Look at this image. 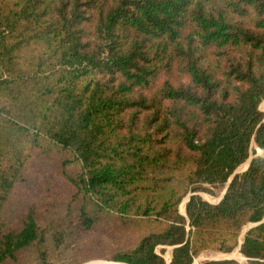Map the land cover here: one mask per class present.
<instances>
[{
	"label": "trees",
	"instance_id": "trees-1",
	"mask_svg": "<svg viewBox=\"0 0 264 264\" xmlns=\"http://www.w3.org/2000/svg\"><path fill=\"white\" fill-rule=\"evenodd\" d=\"M263 99L264 0H0V264L264 262Z\"/></svg>",
	"mask_w": 264,
	"mask_h": 264
},
{
	"label": "rangeland",
	"instance_id": "rangeland-1",
	"mask_svg": "<svg viewBox=\"0 0 264 264\" xmlns=\"http://www.w3.org/2000/svg\"><path fill=\"white\" fill-rule=\"evenodd\" d=\"M259 109L264 113V99L259 104ZM262 154H264V151L262 149H257L256 155H262ZM253 156L254 155H252V154L250 155V157H253ZM246 166H247V161L245 163H243L237 169V173H240V172L244 171ZM224 189H225V185L219 186L217 188H213V191H214L213 194L208 193V192H199V194L205 200L215 203V202L218 201V199L220 198V196L224 192ZM185 199H183L182 203L180 204V207L182 205L183 209H184ZM180 207H179V210H180ZM180 212H182V211L180 210ZM182 213H184V212H182ZM247 227H245L243 231H245L247 229ZM170 250H171V247H167L166 248V250L164 252V256L166 258L169 257ZM95 261L114 262V261L107 260V259L96 258V259H91V260H88V261H85V262H82V263L83 264H87V263H90V262H94L95 263ZM208 261H227L228 263H225V264H252V263L249 262V260L246 257L241 255V253L239 252L238 248H236L234 251H232L230 253H221V252H213V251L202 252L199 256H197L193 260L192 264H203L204 262H208ZM82 263H80V264H82ZM117 263H119V262H117ZM120 264H125V263H120ZM258 264H264V262H260Z\"/></svg>",
	"mask_w": 264,
	"mask_h": 264
},
{
	"label": "water",
	"instance_id": "water-1",
	"mask_svg": "<svg viewBox=\"0 0 264 264\" xmlns=\"http://www.w3.org/2000/svg\"><path fill=\"white\" fill-rule=\"evenodd\" d=\"M263 121H264V119H263ZM251 159H252V157H249V158H248V160H247V166H246V168H245L244 170L247 169V167H248V165H249ZM235 173H237V171H236ZM235 173H233V174L231 175V177L228 179V181H227V183H226V185H225L224 192H225V190H226V187H227V185H228L230 179L233 177V175H234ZM224 192L222 193V195L220 196V198L218 199V201L222 198ZM187 200H188V197L185 199V202H186ZM181 213H182V212H181ZM182 214H184V213H182ZM253 225H255V224H250V225L247 227V229H248L249 227L253 226ZM247 229H246V230H247ZM171 248H172V247H171ZM121 263H124V262H121ZM125 264H127V263H125Z\"/></svg>",
	"mask_w": 264,
	"mask_h": 264
},
{
	"label": "bare ground",
	"instance_id": "bare-ground-1",
	"mask_svg": "<svg viewBox=\"0 0 264 264\" xmlns=\"http://www.w3.org/2000/svg\"><path fill=\"white\" fill-rule=\"evenodd\" d=\"M91 264H118V263H113V262H95V263H91Z\"/></svg>",
	"mask_w": 264,
	"mask_h": 264
}]
</instances>
